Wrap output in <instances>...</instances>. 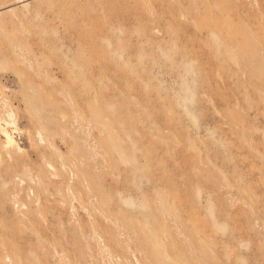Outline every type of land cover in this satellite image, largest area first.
<instances>
[{
	"label": "rangeland",
	"instance_id": "1",
	"mask_svg": "<svg viewBox=\"0 0 264 264\" xmlns=\"http://www.w3.org/2000/svg\"><path fill=\"white\" fill-rule=\"evenodd\" d=\"M0 264H264V0H0Z\"/></svg>",
	"mask_w": 264,
	"mask_h": 264
},
{
	"label": "bare ground",
	"instance_id": "2",
	"mask_svg": "<svg viewBox=\"0 0 264 264\" xmlns=\"http://www.w3.org/2000/svg\"><path fill=\"white\" fill-rule=\"evenodd\" d=\"M8 140H9V143L11 144V143H13V138L10 136V135H8ZM7 141V140H6ZM8 142V141H7Z\"/></svg>",
	"mask_w": 264,
	"mask_h": 264
}]
</instances>
